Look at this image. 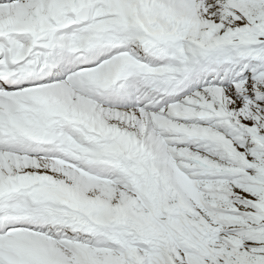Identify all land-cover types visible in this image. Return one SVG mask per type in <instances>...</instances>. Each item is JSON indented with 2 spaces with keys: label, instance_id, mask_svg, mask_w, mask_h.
Segmentation results:
<instances>
[{
  "label": "snow or ice",
  "instance_id": "6c2138e0",
  "mask_svg": "<svg viewBox=\"0 0 264 264\" xmlns=\"http://www.w3.org/2000/svg\"><path fill=\"white\" fill-rule=\"evenodd\" d=\"M0 264H264V0H0Z\"/></svg>",
  "mask_w": 264,
  "mask_h": 264
}]
</instances>
